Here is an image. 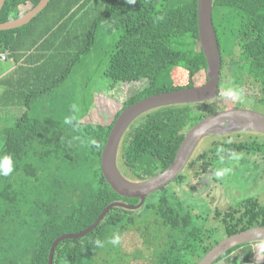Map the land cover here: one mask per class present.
I'll return each instance as SVG.
<instances>
[{"label": "trees", "instance_id": "obj_1", "mask_svg": "<svg viewBox=\"0 0 264 264\" xmlns=\"http://www.w3.org/2000/svg\"><path fill=\"white\" fill-rule=\"evenodd\" d=\"M40 1L6 0L0 10V24L23 16ZM212 21L221 54V79L223 73L230 72L231 81H241L264 107V0H213ZM100 25L109 34H117L103 77L112 87L142 86L124 101L109 124L82 119L62 123L32 117L30 100L44 98L60 85L71 65L91 50L94 31ZM19 30L0 32L1 53L8 51L13 58L19 52L17 48L13 51ZM23 54L26 56L21 70L29 81L9 103H21L25 110L18 111L14 122L0 132V158L9 155L13 164L12 174L0 176V264H48L51 245L57 238L86 230L112 203L135 206L139 202L116 194L101 171L102 151L119 115L150 96L207 82V63L198 37L197 0H136L135 4L103 0V10L95 18L86 43L50 85L47 77H34L32 68L26 67L42 63L43 54ZM178 68L184 74L182 85L164 82L170 71ZM234 75L238 78L233 79ZM236 91L241 92L242 87L238 85ZM217 104L169 106L141 117L121 142L119 171L123 170V176L131 181H144L162 173L173 162L187 132L223 109ZM242 149L261 151L255 145L236 146V151ZM216 218L219 228H205V219L190 214L175 195L159 191L146 198L140 214L134 216L132 211L113 208L85 237L62 241L55 248L53 264H98L96 256L100 252L111 259L102 264H117L122 257L113 255L120 249L110 240L135 228L140 229L144 247L152 249L146 255H152V264H197L219 243V238L264 227V206L248 198L227 211H217ZM96 240L101 244L97 245ZM258 252L262 261L256 264H264V249Z\"/></svg>", "mask_w": 264, "mask_h": 264}, {"label": "rangeland", "instance_id": "obj_2", "mask_svg": "<svg viewBox=\"0 0 264 264\" xmlns=\"http://www.w3.org/2000/svg\"><path fill=\"white\" fill-rule=\"evenodd\" d=\"M102 10L103 0H53L30 26L22 27L18 31L20 38L15 39L13 51L17 48L16 50L19 52L12 58L17 63L16 68L20 66L16 74H22L21 66L24 65L17 58L24 59L26 55L23 53L28 56L39 52L43 54L42 63L39 65L27 64L26 67L32 68L34 77H47L48 84L53 83L66 70L70 59L76 56L79 49L86 43L92 24ZM94 32L93 47L79 61L71 65L70 72L60 85L50 95L30 100L32 101L30 103L32 117L62 123L82 119V122L109 124L124 101L142 86L139 83L130 86H111L112 83L103 77L102 72L117 40V34H109L106 28L101 25L97 26ZM66 38L70 40L64 41ZM2 53L0 49V73L6 72L9 69L8 66H12L10 60H1ZM235 68L237 67L234 66ZM183 77L182 69H174L170 71L164 82L181 86L184 81ZM233 77V79L238 78L236 75ZM230 78L229 76V80L225 79V83L219 86V99H217L218 102L217 100L214 102L222 104L228 100L236 102L238 105L242 102L241 104L248 109L260 108L257 103V95L253 91H249V93L246 87L241 92H237V86H242V82H230ZM229 92L234 93L235 96L228 95ZM1 102H4L2 98ZM16 107L18 108L13 111L25 110L21 103ZM5 115H7V111ZM231 136H236V138L233 137L235 142H232L236 143L247 140V137H254L256 134L248 131L224 133L217 135L219 139L216 141L221 142L224 138ZM210 142L209 139H203L198 144L195 153L201 154ZM258 143H263L261 151L250 152L258 153L261 161L255 160L257 156L255 154H250L249 157L236 154V162L228 161L223 164L224 167L217 168L208 175L212 184L209 191L193 192V189L186 184L187 178L184 180L185 176L192 178L193 173L190 172L191 168H185L179 178L167 186L166 193L175 195L184 208L188 209L195 217L205 219L203 221L205 228L207 226L220 227L218 219L213 218L215 207L219 211H227L229 207H234L248 198H254L264 206V151H262L264 150V139L258 140ZM221 158L226 157L221 156ZM223 159L218 160L216 164L221 163ZM121 171V174L124 175L123 170ZM198 182L199 185H204L202 181ZM218 183L223 187L219 188ZM132 212L134 216L138 215L142 212V208ZM139 230L138 228L129 229L119 236L120 243L117 246L120 250L113 256L121 255L122 259L117 264H152V255H150L151 257L146 256L152 253V249L144 247ZM224 238L225 236L219 238V242ZM258 243L251 244L252 248L255 245L257 247ZM248 245L250 243L244 244L241 248L247 252ZM241 248L237 250H242ZM96 259L98 264L111 260L106 252L98 253Z\"/></svg>", "mask_w": 264, "mask_h": 264}, {"label": "water", "instance_id": "obj_3", "mask_svg": "<svg viewBox=\"0 0 264 264\" xmlns=\"http://www.w3.org/2000/svg\"><path fill=\"white\" fill-rule=\"evenodd\" d=\"M6 0H0V10ZM51 0H41L23 16L0 24V32L14 30L28 25L40 14ZM213 0H197L198 37L207 63V82L199 87L176 90L150 96L126 108L115 121L101 155V171L110 188L119 196L138 199L135 206L122 202L108 205L97 220L78 234H66L51 245L48 264H53L55 248L65 240L80 239L91 233L113 208L136 211L144 205L146 198L175 180L184 170L199 142L210 134L239 131H257L264 134V114L250 110H228L214 113L194 125L185 135L173 162L160 174L144 181L126 179L118 169L117 156L125 134L135 122L152 111L177 105H195L214 101L218 97L221 54L212 21ZM237 126L236 128H231ZM224 130V131H222ZM264 241V227L252 228L233 234L221 240L208 251L197 264H215L232 249L247 244Z\"/></svg>", "mask_w": 264, "mask_h": 264}, {"label": "flooded vegetation", "instance_id": "obj_4", "mask_svg": "<svg viewBox=\"0 0 264 264\" xmlns=\"http://www.w3.org/2000/svg\"><path fill=\"white\" fill-rule=\"evenodd\" d=\"M229 73H226V72L223 73V78L222 79H221V76H220L219 86L220 85L222 86L225 83V79L227 81L229 80V76H230ZM243 79H244V76H243ZM221 80L223 82L222 84H221ZM230 82H231V78H230ZM241 87H242V90H243L244 86L242 85ZM219 95H220V89L218 91V97H219ZM218 97L215 100L219 99ZM217 102H218V100H217ZM241 103H240V105H238L236 102L234 103V102H231V101H228V100L224 101L221 104L222 106H224L223 109H219L218 112L237 109V110H250V111H254V112H258V113L264 114V107L262 105H260L259 97H258L257 103L259 104L258 106L260 108H258V109H255V108L254 109H252V108L248 109V108L244 107V105H242ZM248 132L254 133V134H256V136L247 137L246 138L247 140L239 141V142H236V143H232V142H235L234 138H236V136H231L229 138L226 137L221 142L216 141V140L219 139V137H217V135L224 134V133H220V132H218L217 134H210L209 136L203 138V139L211 140L209 146L208 147L206 146L205 150L202 151L201 154H199V153L196 154L195 153V151L197 149V147H196L194 153L192 154L191 158L189 159L188 163L185 166V168H188V169L191 168L190 172L193 173L192 174L193 175L192 178H188L187 176L184 177V180H186V178H187L186 184H188V186L193 189V192L203 193V192L209 191L210 188H212V184H211V180H209V178H208V175L210 173H212L214 170H216L217 168L224 167L223 164L227 163L228 161L229 162H236V157H235L236 154L240 155V156H244V157H249L250 154H255V155H257L256 159H255L256 161H258L261 158V157H259L258 153H251L250 151H247L246 149H242L241 151H236V146L237 145H243V146L255 145V147H257V146L261 147L262 146L263 143H258V140L264 139V134L261 133V132H257V131H248ZM230 150H232V151L230 152ZM221 156L222 157H226V158L223 159V158H221ZM220 159H223V161L221 163H219V164H216V162L218 160H220ZM259 161H261V160H259ZM185 168H184V170H185ZM179 176L176 179H178ZM175 180H173V181H175ZM198 181H202L204 185H199ZM172 182H170L168 185H170ZM168 185H166V187L162 188L160 191H164V190L168 191L167 190L168 189V187H167ZM218 186H219V188L223 187V185L220 184V183H218ZM185 210H188V209L185 208ZM215 210H214L215 212L213 214V218L217 220L218 219V218H216L217 211L218 212H224V211H219V209H217L216 207H215ZM189 213L191 214V212H189ZM218 224H219V222H218ZM258 244H260V243H258Z\"/></svg>", "mask_w": 264, "mask_h": 264}, {"label": "crops", "instance_id": "obj_5", "mask_svg": "<svg viewBox=\"0 0 264 264\" xmlns=\"http://www.w3.org/2000/svg\"><path fill=\"white\" fill-rule=\"evenodd\" d=\"M17 59L21 63H23V59H19V58ZM8 60H10L12 66H8L9 69L6 70V72L0 73V132L3 129L8 128L14 122L18 112V110L13 111L18 107L10 104L12 102L11 98L15 97L16 95L15 92L18 89L20 90L25 89L24 88L25 84L27 81H29V78L25 76V73L22 72V74L21 73L16 74V71L20 69V66L16 68L17 63L13 61L11 57H9ZM4 97L6 99H4ZM1 98L4 100L3 103L1 102ZM5 100L8 101L6 102ZM8 103L10 105H7ZM6 111H7V115H5ZM250 248L251 249H249V251L247 252L244 249L237 251L235 250L225 259L220 261L218 264H256L258 262H261L262 260L258 259L257 256H259L260 253L258 251L263 250V248L259 246L256 247V245L253 246V248L252 246H250Z\"/></svg>", "mask_w": 264, "mask_h": 264}, {"label": "clouds", "instance_id": "obj_6", "mask_svg": "<svg viewBox=\"0 0 264 264\" xmlns=\"http://www.w3.org/2000/svg\"><path fill=\"white\" fill-rule=\"evenodd\" d=\"M128 4H135L136 0H126ZM159 19H163V17H160ZM228 95L235 96L234 93L229 92ZM238 98V97H236ZM2 164H0V176L7 177L13 172V164H12V158L9 155H4L2 158ZM95 243L97 245L101 244L100 240H96ZM110 243L115 245H118L120 243V237L118 235H115L111 238Z\"/></svg>", "mask_w": 264, "mask_h": 264}, {"label": "built area", "instance_id": "obj_7", "mask_svg": "<svg viewBox=\"0 0 264 264\" xmlns=\"http://www.w3.org/2000/svg\"><path fill=\"white\" fill-rule=\"evenodd\" d=\"M10 56V53L8 51H5L1 54V60L6 61L8 60ZM257 246L262 247L264 249V243L257 244Z\"/></svg>", "mask_w": 264, "mask_h": 264}, {"label": "bare ground", "instance_id": "obj_8", "mask_svg": "<svg viewBox=\"0 0 264 264\" xmlns=\"http://www.w3.org/2000/svg\"><path fill=\"white\" fill-rule=\"evenodd\" d=\"M237 126H232L231 128H236ZM221 130H219V132H220ZM222 131H224V130H222Z\"/></svg>", "mask_w": 264, "mask_h": 264}]
</instances>
